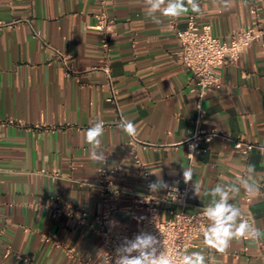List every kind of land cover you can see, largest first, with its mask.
Returning a JSON list of instances; mask_svg holds the SVG:
<instances>
[{"label":"crops","instance_id":"obj_1","mask_svg":"<svg viewBox=\"0 0 264 264\" xmlns=\"http://www.w3.org/2000/svg\"><path fill=\"white\" fill-rule=\"evenodd\" d=\"M199 2L201 13H157L162 23L155 24L141 0H108L105 7L101 0H0V264H100V225L90 226L101 211L95 184L108 167L115 169L113 185L146 191L135 153L153 182L159 176L185 186L183 168H193L201 195L191 190L187 212L218 200L210 193L219 185L229 190L241 219L264 233V155L235 147L236 140L264 144V40L224 65L222 86L202 100L199 127L219 134L200 142L192 162L186 140L198 127V96L178 55V32L190 16L229 41L235 31L264 25V0H230L228 8L223 0ZM103 8L113 24L108 58L116 102L109 100L102 69L107 60L96 14ZM124 118L136 124V140L118 128ZM99 120L105 164L89 159L84 140ZM250 175L260 194L250 197L241 188L234 195L230 186ZM163 209L172 216L179 207L166 203ZM141 215L125 195L115 219L135 229ZM82 217L87 223L79 222ZM200 250L208 264H264V239L233 240L220 254L201 236L189 254Z\"/></svg>","mask_w":264,"mask_h":264},{"label":"built area","instance_id":"obj_2","mask_svg":"<svg viewBox=\"0 0 264 264\" xmlns=\"http://www.w3.org/2000/svg\"><path fill=\"white\" fill-rule=\"evenodd\" d=\"M101 2L105 7L108 0H101ZM96 18L99 28L104 34L101 46L107 61L102 69L111 89L109 100L116 102L117 89L113 82L108 58L111 52L110 40L113 24L104 8L96 14ZM258 40H264V25L235 31L230 40L225 41L215 37L208 25H199L195 16H190L186 28L178 32V55L191 74L193 82L191 91L198 96V117L196 120L198 127L186 140L190 162L201 151L200 142H210L214 136L219 134L216 130L206 131L199 127L204 116L202 100L209 91L222 86L221 68L228 62L237 61L241 54ZM132 138L136 140L135 137ZM190 145H195V149H190ZM235 147L245 155L254 149L264 155V144L236 140ZM134 161L141 176L146 180V191H135L125 184L113 185L115 169L108 167L101 168L100 177L95 184L101 196V211L95 216L90 226H94L96 223L100 225L98 231L103 248V259L100 264H114L115 249L122 246L125 239L134 240L141 234L155 235L161 241L160 250L168 252L173 260L178 262L198 245V238L203 236V229L208 226L207 218L203 215L205 207L194 212L186 211L189 193L193 189L191 182L185 186L175 185L178 187L177 193H171L170 189H166L163 194L150 192L148 185L153 182L150 169L145 166L138 153H135ZM125 195L130 197L133 208L142 211L143 219L135 229H129L120 223L110 228L109 221H116L115 214ZM247 199L250 200L249 197ZM166 203L178 206L179 209L172 216H166L163 209V205ZM79 222L87 223L83 217L79 219Z\"/></svg>","mask_w":264,"mask_h":264},{"label":"clouds","instance_id":"obj_3","mask_svg":"<svg viewBox=\"0 0 264 264\" xmlns=\"http://www.w3.org/2000/svg\"><path fill=\"white\" fill-rule=\"evenodd\" d=\"M141 5L145 16L155 24L162 23L160 18H179L189 12L196 14L202 12L199 0H141ZM222 6L230 7V0H223ZM157 13L160 18L157 17ZM118 128L129 137H135L138 134L136 124L127 118L120 121ZM104 131V122L99 120L92 123L84 132L85 143L89 145L88 157L97 164H105L107 160V155L101 148ZM190 149L194 150L195 145H190ZM248 167L250 174L255 172L254 165ZM193 176V168H183V182L186 185L192 182L194 196H200L201 186L193 180ZM253 180L254 176L251 175L248 178H241L240 186H230V191L234 195H239L242 188L250 197H256L260 194V187L253 183ZM178 183L177 181L174 185H169L158 176L157 180L149 183L148 187L154 194L165 189H170L171 193H177L178 187L175 185ZM210 195L214 198L218 197V200L214 199L203 211V215L209 221L208 226L203 229V240L208 249L224 254L233 240L259 241L264 239V233L260 229L241 219L242 213L239 207L229 203V199L233 198L230 197L229 190L217 185L211 190ZM174 197L176 199L175 195ZM117 225V221H109L110 228ZM160 245L161 241L151 234L138 235L134 240L125 239L124 244L115 249L114 264H208V258L201 250L185 254L177 262L168 252L160 250Z\"/></svg>","mask_w":264,"mask_h":264}]
</instances>
